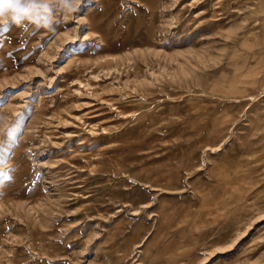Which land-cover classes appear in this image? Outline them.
I'll return each instance as SVG.
<instances>
[{"label":"rangeland","instance_id":"1","mask_svg":"<svg viewBox=\"0 0 264 264\" xmlns=\"http://www.w3.org/2000/svg\"><path fill=\"white\" fill-rule=\"evenodd\" d=\"M102 8L0 23V264H264V0Z\"/></svg>","mask_w":264,"mask_h":264},{"label":"clouds","instance_id":"2","mask_svg":"<svg viewBox=\"0 0 264 264\" xmlns=\"http://www.w3.org/2000/svg\"><path fill=\"white\" fill-rule=\"evenodd\" d=\"M80 3L81 0H0V23H27L35 30L55 33L60 17L77 12Z\"/></svg>","mask_w":264,"mask_h":264},{"label":"bare ground","instance_id":"3","mask_svg":"<svg viewBox=\"0 0 264 264\" xmlns=\"http://www.w3.org/2000/svg\"><path fill=\"white\" fill-rule=\"evenodd\" d=\"M149 2V1H148ZM151 2V1H150ZM102 3H103V8H102V13L101 14H105L108 10H109V8H108V5H109V3H110V0H102ZM264 10V9H263ZM263 17V16H262ZM100 19H101V16H100V14H93L92 15V17H91V21L94 23V26H95V28H101V25L100 24H98L97 25V23H99V21H100ZM261 19H263V18H261ZM255 20H257V18L255 19ZM253 81H256L257 79L256 78H254V79H252ZM8 192V191H7ZM10 192H8V194H9ZM11 195V194H10Z\"/></svg>","mask_w":264,"mask_h":264},{"label":"snow or ice","instance_id":"4","mask_svg":"<svg viewBox=\"0 0 264 264\" xmlns=\"http://www.w3.org/2000/svg\"><path fill=\"white\" fill-rule=\"evenodd\" d=\"M4 30H7L6 28ZM0 47H2V42H0ZM9 177L5 176V179H8Z\"/></svg>","mask_w":264,"mask_h":264}]
</instances>
